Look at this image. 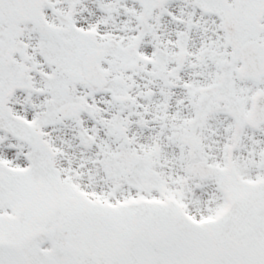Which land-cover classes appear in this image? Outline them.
<instances>
[{
  "label": "snow or ice",
  "instance_id": "snow-or-ice-1",
  "mask_svg": "<svg viewBox=\"0 0 264 264\" xmlns=\"http://www.w3.org/2000/svg\"><path fill=\"white\" fill-rule=\"evenodd\" d=\"M0 264H264V0H0Z\"/></svg>",
  "mask_w": 264,
  "mask_h": 264
}]
</instances>
